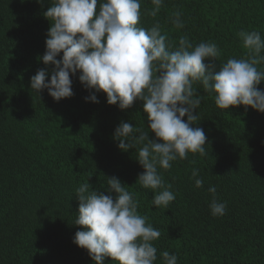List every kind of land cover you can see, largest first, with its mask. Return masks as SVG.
I'll list each match as a JSON object with an SVG mask.
<instances>
[{"label":"trees","instance_id":"1","mask_svg":"<svg viewBox=\"0 0 264 264\" xmlns=\"http://www.w3.org/2000/svg\"><path fill=\"white\" fill-rule=\"evenodd\" d=\"M0 264H264V0H0Z\"/></svg>","mask_w":264,"mask_h":264}]
</instances>
